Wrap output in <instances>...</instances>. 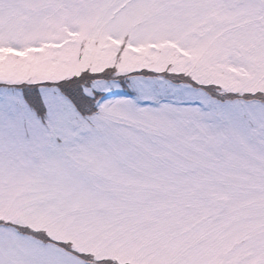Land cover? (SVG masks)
I'll return each mask as SVG.
<instances>
[{
	"label": "snow or ice",
	"instance_id": "1",
	"mask_svg": "<svg viewBox=\"0 0 264 264\" xmlns=\"http://www.w3.org/2000/svg\"><path fill=\"white\" fill-rule=\"evenodd\" d=\"M0 264H264V0H0Z\"/></svg>",
	"mask_w": 264,
	"mask_h": 264
}]
</instances>
